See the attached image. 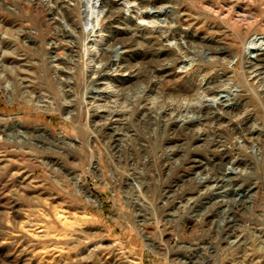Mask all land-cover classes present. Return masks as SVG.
Wrapping results in <instances>:
<instances>
[{
	"label": "rangeland",
	"instance_id": "rangeland-1",
	"mask_svg": "<svg viewBox=\"0 0 264 264\" xmlns=\"http://www.w3.org/2000/svg\"><path fill=\"white\" fill-rule=\"evenodd\" d=\"M164 3L167 10L178 12L141 15ZM164 3L150 0L141 6L139 0H103L102 21L109 30L90 32L84 43L78 31L73 32L76 37L65 36L54 18L71 31L61 15L69 12L78 21L81 12L91 26L102 17L92 6L76 0H0V264H264V0ZM60 4L63 9L57 14L51 7ZM129 15V24L138 23L140 34L132 46L120 48L128 35ZM178 27L194 34L190 49L195 59L191 64L179 59L160 79L154 67L160 62L171 65L172 48L182 52L171 35L176 31L186 38ZM102 33L109 39L103 40L104 47L110 44L107 58L113 61L119 49L124 62L137 65L130 68L133 74L118 73L123 78L119 86L90 81L91 69L98 64L87 58L86 45L96 50L93 40ZM217 45L225 46L223 60L211 56ZM248 47L262 55L252 68L244 55ZM59 51L72 68L56 64ZM206 75L233 97L228 110L242 107L241 112L227 114L224 124L204 114L192 129L175 130L167 124L174 105L222 99L209 94L176 101L182 90L194 93ZM97 88L98 93L92 90ZM117 88L122 95L118 99L111 93ZM132 109L135 113L127 117L124 111ZM110 110L114 113L104 118L95 113ZM138 111H144L143 116ZM246 116L253 119L244 123ZM245 125H255L245 131L249 139L257 135L256 128L263 131L259 140L241 146L249 154L254 147L260 151L249 157L250 194L232 200L221 215L214 203L223 196L188 200L197 195L191 178L194 157L212 167L208 159L220 157L224 148L219 144L214 149L203 138L231 145L237 139L231 127ZM170 144L179 147V156L167 154ZM174 188L178 195L166 203V194ZM224 216L233 222L229 240L222 232ZM231 239L241 244L231 246Z\"/></svg>",
	"mask_w": 264,
	"mask_h": 264
},
{
	"label": "bare ground",
	"instance_id": "bare-ground-1",
	"mask_svg": "<svg viewBox=\"0 0 264 264\" xmlns=\"http://www.w3.org/2000/svg\"><path fill=\"white\" fill-rule=\"evenodd\" d=\"M50 1V0H49ZM52 1V0H51ZM63 1V0H62ZM157 2H166V1H172V0H156ZM55 2L58 4V0H55ZM140 5L141 6H146L147 3L150 4V0H139ZM64 3V2H63ZM69 3V2H68ZM56 4V5H57ZM76 4L78 5H86L89 7H93L95 9V11H98L99 15H101V19L97 22H95V19L92 20V25L89 26V21H88V17H83L81 12H80V20L78 21H74L72 14L70 15L69 12L66 14L67 17L64 16V14L61 15L62 18L65 19V22L67 25L71 26V28L73 30L68 31L66 30L67 28H65V25L63 24L62 21H60L57 18H54L55 22L58 24V26H62V32L65 36H75L76 34H74L73 32L78 31V36L81 37V39L84 41V43H86V39L89 38L90 36V32H103L104 30H109L108 26L104 23V21H102L103 16L106 14V8L104 7L103 4V0H76ZM153 4V3H152ZM66 5V4H65ZM45 6V5H44ZM61 4L59 8H52V10H54L55 13L57 14H61ZM74 6V5H73ZM74 8V7H73ZM152 8H155L154 6ZM212 8V7H211ZM234 9V8H233ZM91 10V8H90ZM120 10V9H119ZM68 11V10H67ZM108 12V11H107ZM110 12V11H109ZM161 12L165 13L167 16L169 15H175L176 11L175 9L172 8L168 9L165 8V3L163 5L158 6V9L156 10H146V11H142L141 15L144 16H155L157 14H160ZM172 12V14H171ZM53 14V13H52ZM110 14V13H109ZM108 14V16H109ZM121 14V13H120ZM224 14V13H223ZM55 15V14H54ZM113 15V13H112ZM119 15V14H118ZM56 16V15H55ZM115 16V15H114ZM113 17V16H112ZM116 17V16H115ZM119 17V16H118ZM117 17V18H118ZM61 18V19H62ZM82 18H84V20H81ZM235 18V17H234ZM63 19V20H64ZM112 19V18H111ZM174 19V18H173ZM173 19L168 20L169 21H173ZM232 19V18H231ZM131 18L130 15L128 16V21L126 22V27H125V33H127L128 35L124 38V40L120 41L121 45L120 48H129L130 46H132V42L135 39V36H138L139 33V24L138 23H134L135 26L132 27L131 24H129V22L131 23ZM110 22V20H109ZM112 23V22H111ZM174 23L178 24L177 21H175ZM4 24V23H3ZM78 24H80L81 26L78 27ZM226 25V24H225ZM184 27V25H183ZM225 27V26H224ZM186 29V28H185ZM181 27H178V30L184 31L185 32V36L186 38H180V33L174 31L171 32V35L176 38L178 46L180 47L181 53H179L178 51H176V49L172 48V51H174L175 53V57L171 60L172 63L171 65L168 64V62H160L156 67H154L153 69V73H155V76H159L160 79H163L168 73H170L171 69H172V65L174 63H176L179 59H182L184 62L191 64L193 63L195 56L194 53L192 52V50L190 49V41H191V36H193L194 34L191 33L190 30H185ZM176 30V29H175ZM139 33V34H138ZM170 33V32H169ZM195 33V32H194ZM76 37V36H75ZM74 37V38H75ZM113 37V36H112ZM264 37H262L261 39H263ZM194 39V37H193ZM260 39V40H261ZM103 40H106V42H108L109 39L105 38V35L102 33L100 35V38L97 40H93V44L98 45L96 50H93L92 48H90L91 46L86 45L87 46V51H85V54L88 55L87 58H89L90 61H95L98 65H94L91 69V73H93V76H91L90 81L91 80H100L104 81L105 80L109 83H111L114 86H119L120 83L123 81V78H120L121 76L118 75L119 72H123L124 70H130V73L133 74V70L130 69L133 66H137L136 63L131 62L130 63H126L123 60V57L125 56L122 51H119V49L117 50V53L115 54L116 58L114 57L113 61L110 60V58H107V54L109 52L108 47L110 46V44L108 43V47H104V42ZM132 40V41H130ZM252 40V39H251ZM36 41V40H35ZM262 41V40H261ZM263 42V41H262ZM132 43V44H131ZM251 44H253V41L250 42ZM249 43V44H250ZM255 43V42H254ZM137 44V43H136ZM163 44V43H162ZM208 44V43H207ZM263 44V43H261ZM53 46H55V48H57L58 50L60 49V46L56 43ZM219 46L218 48L214 49V51L211 52V56L215 57L216 60H223L226 57V54L224 52V45H217ZM163 48V47H162ZM170 48V47H169ZM168 50H171L169 49ZM233 48V47H232ZM135 49V48H134ZM174 49V50H173ZM82 50V49H81ZM166 51V50H165ZM164 53V52H163ZM243 53V52H242ZM86 55V56H87ZM243 55V54H241ZM244 55L246 58H248V66H251L256 63V61L261 60L262 55L260 54V52H258L257 49H253L252 47H248L247 49L244 48ZM56 56V55H55ZM58 57L55 58L54 60L57 62L56 64L58 66H62L64 67H71L69 64V60L67 58H65L63 56V54L59 51V54L57 55ZM81 60L84 57V52H81L79 54ZM174 56V55H173ZM78 57V56H77ZM79 58V57H78ZM87 60V59H86ZM245 60V59H244ZM54 61V62H55ZM73 63V62H72ZM54 64V63H53ZM55 64V65H56ZM141 64V62H140ZM258 64V63H257ZM263 65V64H262ZM148 66V65H147ZM243 66V65H242ZM256 66V64H255ZM258 66V65H257ZM88 67V66H87ZM264 67V66H263ZM72 68V67H71ZM138 68H140L139 66L136 67L135 70H137L135 73L136 76L139 75V73L141 72L140 70H138ZM254 68V67H253ZM264 69V68H263ZM69 70V69H68ZM70 71V70H69ZM194 71V70H193ZM129 72V71H128ZM62 73L65 74V70L62 69ZM199 73V72H198ZM255 73V72H254ZM144 74V73H143ZM146 74V73H145ZM202 74V73H201ZM133 75V76H135ZM200 75V74H199ZM152 76V75H151ZM264 76V75H263ZM201 77V76H199ZM86 78V77H85ZM137 78V77H136ZM198 79V78H197ZM264 79V78H263ZM84 80V79H83ZM132 80V79H131ZM161 81V80H160ZM199 82L194 86L195 87V92L192 94H188L186 95V93L184 92V90L181 91L180 95L178 97H175V99H178L176 101L181 100L182 98L187 99H191L193 98L195 95L196 97H198V99L201 98V96L204 97V95H209V94H213V99L215 96H218V94H220L222 96V99L220 101H208L202 104H183V103H178L177 106L174 105V108H171V112L172 114H170L171 116L169 117V119L167 120V124L174 126L176 129L175 130H179V128H183V129H192V126L195 125L196 123H201L200 120H202L203 115L205 114V119H212L215 123H223V121H226L227 119V114H232V115H236L238 112H241V108L238 109H232V110H228L229 106H231V104L233 103L232 99L233 97L230 95L229 92H225V87L222 86L220 84H214V79H209L206 76L201 77L200 80H198ZM260 81V80H259ZM126 82V81H125ZM74 84V83H73ZM261 84V83H260ZM263 84V83H262ZM193 86V85H192ZM227 87V86H226ZM259 87V86H258ZM124 88V87H123ZM121 88V89H123ZM230 88V87H227ZM226 88V89H227ZM71 89V88H70ZM118 89V88H117ZM113 90L111 91V93L113 95H116V99L120 98V93L119 90ZM125 89V88H124ZM94 92L98 93V88L96 90L92 89ZM153 92L154 90L158 93V91L156 90L155 87L152 88ZM151 90V91H152ZM72 91V90H71ZM92 91V92H93ZM229 91V89H228ZM160 92V91H159ZM164 92L162 93V95L164 96ZM225 92V94H224ZM231 92V91H230ZM123 94V93H121ZM159 94V93H158ZM235 94V93H234ZM240 94V93H239ZM252 94V93H251ZM124 95V94H123ZM131 95V94H130ZM249 95V94H248ZM193 96V97H192ZM212 97V96H211ZM124 98V97H122ZM173 98V97H172ZM94 99V98H93ZM184 99V101H185ZM121 100V99H120ZM143 100V99H142ZM183 100V99H182ZM218 100V99H217ZM119 101V100H118ZM200 101V100H199ZM201 102V101H200ZM199 102V103H200ZM173 104V103H172ZM170 106V105H169ZM115 108V107H114ZM136 108V107H135ZM138 108V107H137ZM235 108V107H234ZM192 111V114H189L188 112ZM70 112V110H69ZM106 112V111H105ZM139 112V111H138ZM97 117H102L104 118V115L107 114H112L114 113V110H110L108 113H100L98 111L95 112ZM120 113V112H119ZM123 113V112H122ZM124 113L127 115V117H131V115L133 113H135V109H132V111H124ZM123 113V114H124ZM141 113H144V111H140L139 114L141 116H143ZM146 113V111H145ZM174 113V116H172ZM118 114V113H117ZM229 114V115H230ZM136 115V114H135ZM138 115V113H137ZM139 115V116H140ZM228 115V116H229ZM79 116V115H78ZM167 116V115H166ZM172 117L174 119H172ZM184 118L183 120H180V118ZM231 117V116H230ZM252 116H246L243 118L242 122L247 123L249 120H251ZM135 119V118H134ZM164 119V118H163ZM232 119V118H231ZM253 119V118H252ZM10 123V122H9ZM164 124V123H163ZM210 124H212V122H210ZM224 124V123H223ZM240 124V122H239ZM8 125V124H7ZM238 125V124H236ZM256 125V124H255ZM254 126H238V127H231V131H232V136L236 137L237 139H235L232 143H230L231 145H228L226 140H216V139H207L208 136H205L202 139L200 138H196V141H204L207 143V145L213 147L214 149L218 148V145H224V148L222 150H220L221 154L220 157H217V155L214 154L213 159H208V163L212 162V167L209 166V164L207 165L205 163V161L199 157H194L193 159V170H194V176L191 177L192 179H195L196 181V193L197 195L195 196H189L188 200L193 199L194 197L198 200V198L201 197H205L206 195L211 196V197H215V196H223L222 198L217 199V201H215L214 206L217 208L218 212L221 215V212H227L228 210V206L230 204V202L233 200H237L239 197H243V196H248L250 194V191L252 189V184H247L246 180L248 179V168H249V157H254V156H258V151L259 149L257 148H253L251 153L249 154V152L244 151V149H242L241 146H245L247 147L248 144H251L253 142L254 138H257L258 140L260 139V136L262 134V130L261 129H255L257 132V135L252 136V138H248L247 134H246V130H250L253 131ZM211 126V125H210ZM122 127V126H120ZM126 127V126H125ZM261 127V126H260ZM123 128V127H122ZM129 128V127H128ZM194 128V127H193ZM124 129V128H123ZM217 129V128H215ZM29 130V129H28ZM128 130V129H127ZM126 130V131H127ZM195 130V129H194ZM112 132H110V135L115 134V130H111ZM215 131V130H214ZM220 131V130H219ZM217 132V131H216ZM112 133V134H111ZM117 133V132H116ZM128 133V132H127ZM179 133V132H178ZM188 133V132H187ZM195 133V132H194ZM169 134V133H168ZM189 134V133H188ZM209 134V133H208ZM61 135V134H60ZM109 135V134H108ZM210 135V134H209ZM28 136V135H27ZM32 136V135H31ZM181 136V135H180ZM184 136V135H183ZM61 138H65L66 136L61 135ZM119 138V137H118ZM168 138H170L168 136ZM202 138V137H201ZM239 138V139H238ZM131 139V138H130ZM181 139V138H180ZM66 140V139H65ZM166 140V139H165ZM120 141V140H119ZM118 141V142H119ZM136 141V140H135ZM139 141V140H138ZM174 139H169L167 142L171 143L173 142ZM72 142V141H71ZM115 142V141H114ZM124 142V141H123ZM122 143V142H121ZM128 143V142H127ZM203 143V142H202ZM194 144V143H193ZM192 144V145H193ZM199 144V143H198ZM257 144V143H256ZM139 145V144H138ZM179 145V144H178ZM254 145V144H253ZM112 146V145H111ZM118 146V144H117ZM168 146V145H167ZM166 146V147H167ZM171 146V152H167V154H172L173 157L178 155L180 153V149L176 144H170L169 147ZM120 147V145H119ZM168 147V148H169ZM181 147V146H180ZM238 148V151H234L235 148ZM244 147V148H245ZM116 148V147H115ZM126 149V148H125ZM120 150V148H119ZM165 151V150H164ZM171 155V156H172ZM179 156V155H178ZM185 157V156H184ZM212 157V156H211ZM136 158V157H135ZM217 158H220V160ZM146 159V158H145ZM166 159V158H165ZM167 159H171L170 156H167ZM192 159V158H191ZM175 161V160H173ZM177 161V159H176ZM166 162V161H165ZM169 163V162H168ZM219 163L221 166V168L218 170V168H216V166L218 165L219 167ZM251 163V162H250ZM171 164V163H170ZM209 166V167H207ZM130 181V180H129ZM252 181V180H251ZM247 184V186H246ZM254 186H258L259 185L256 183V185L254 184ZM132 187V186H131ZM141 184L139 185L138 188L141 189ZM247 188V189H246ZM139 189V190H140ZM164 189V188H163ZM168 192V191H166ZM166 194V193H165ZM178 195V192L176 191V189H173V192L166 194V203H168L169 201H172L176 196ZM194 198V199H195ZM179 200V199H178ZM187 200V199H186ZM184 203V202H183ZM188 203V201L186 202ZM135 205L137 204L136 202L134 203ZM190 204V203H189ZM197 204V203H196ZM138 205V204H137ZM136 205V206H137ZM161 205V204H160ZM191 205V204H190ZM233 205V204H232ZM173 208L176 207L174 210L178 211L181 209L180 205H171ZM183 207H186L187 204L184 203V205H182ZM191 207V206H190ZM142 208V207H140ZM230 208V207H229ZM175 212V211H174ZM140 213V212H139ZM142 213V212H141ZM231 216V215H230ZM222 217V216H221ZM231 218V217H230ZM223 219L225 220V223L222 227V232L223 234H225V237L228 238L232 235L233 232H231L232 230L230 229L231 226H233V222L232 219H227L225 216L223 217ZM221 232V233H222ZM237 238V237H236ZM239 238V237H238ZM235 240V239H234ZM240 239L235 241H230L231 246L235 245V243H237L238 245L241 244Z\"/></svg>",
	"mask_w": 264,
	"mask_h": 264
}]
</instances>
